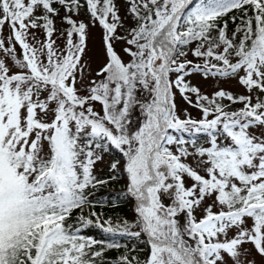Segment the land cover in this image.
I'll return each instance as SVG.
<instances>
[{
    "label": "snow or ice",
    "instance_id": "snow-or-ice-1",
    "mask_svg": "<svg viewBox=\"0 0 264 264\" xmlns=\"http://www.w3.org/2000/svg\"><path fill=\"white\" fill-rule=\"evenodd\" d=\"M0 264H264V0H0Z\"/></svg>",
    "mask_w": 264,
    "mask_h": 264
},
{
    "label": "trees",
    "instance_id": "trees-1",
    "mask_svg": "<svg viewBox=\"0 0 264 264\" xmlns=\"http://www.w3.org/2000/svg\"><path fill=\"white\" fill-rule=\"evenodd\" d=\"M119 211H121L123 213H128V208H127V206H123L121 209H119ZM116 255H118V253L115 251H112L109 253V258H114Z\"/></svg>",
    "mask_w": 264,
    "mask_h": 264
}]
</instances>
